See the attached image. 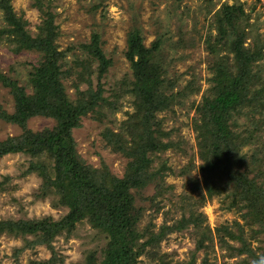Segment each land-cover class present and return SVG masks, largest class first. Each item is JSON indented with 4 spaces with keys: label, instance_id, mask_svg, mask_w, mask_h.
<instances>
[{
    "label": "trees",
    "instance_id": "trees-1",
    "mask_svg": "<svg viewBox=\"0 0 264 264\" xmlns=\"http://www.w3.org/2000/svg\"><path fill=\"white\" fill-rule=\"evenodd\" d=\"M51 2L32 0V6L42 18L31 34L26 20L13 11L10 0H0L4 23L0 27V40L12 45L14 52L32 49L38 54L28 72L29 90L0 72V85L7 88L12 97V111L8 113L0 108V119L21 128L19 134L0 140V158L7 154L27 155L28 164L21 175L34 172L39 177L35 197L49 198L52 208L67 210L57 219L50 215L2 219L0 235L22 239L23 246L15 248V252L44 245L50 249L51 256L41 263L55 264L50 246L53 237L64 234L67 238L75 224L84 219L102 235L104 243L99 250H88L80 262L70 264H141L140 255L148 259L142 264H208V254L213 253L214 260L217 257L215 247L221 259H233L229 264H264V75L261 76V69L254 71L258 67L254 63L264 59V49L244 45L245 33L243 28L239 29L238 22L241 18L246 22L249 17L242 2L222 3L212 15L214 34L207 33L203 39L214 62L209 67L203 94L189 105L197 114L191 124L203 162L198 167L202 179L200 182L193 178L186 180L188 186L177 196L178 207L174 206L179 209L177 216L172 217L170 224L164 219L156 230L150 228L151 225L138 226L142 208L135 206L133 192L153 183L150 198L153 200L173 188L171 184L162 183V171H171L169 166L159 161L157 168L152 167L156 152L174 146L169 139L162 140L169 132L161 128L156 114L172 111L174 105L182 104V98L197 91L198 86L191 79L173 91L174 80L165 77L163 39L156 36L145 46L140 28H130L125 49L130 78L120 82V94L116 95L131 96L133 110L124 124L128 137L123 131L105 129L102 133L105 144L127 162L120 177L110 174L106 167L102 171L91 168L77 155L71 131L79 126L80 117L87 112L98 113L99 102H105L99 84L95 89L89 87L90 66L95 64L99 80L110 65V59L101 50L99 34L93 31L88 42L79 44L85 52L80 65L85 68L86 77L74 72L77 62L71 66L64 60L71 47L60 50L56 44L59 33L53 24L55 13ZM252 9L253 6L250 11ZM220 52L229 58L221 56ZM69 70L88 84L87 89L79 91L77 82L73 81L74 99L66 94L61 81ZM108 105L116 108L113 103ZM243 110L250 117L258 115L259 119H252L251 129L241 134L232 130L235 125L232 119ZM33 116L48 117L54 123L32 131L26 128L25 122ZM250 138L258 141L259 148L246 156L240 148ZM213 197L220 202V208L237 215L242 224L233 218L232 224L222 223L211 229L198 209ZM157 203L160 202L155 203V211L160 208ZM172 232L187 233L193 243L182 259H173L175 251L160 250V242ZM253 241L255 247L251 246ZM198 251H202L203 256L196 263Z\"/></svg>",
    "mask_w": 264,
    "mask_h": 264
},
{
    "label": "rangeland",
    "instance_id": "rangeland-1",
    "mask_svg": "<svg viewBox=\"0 0 264 264\" xmlns=\"http://www.w3.org/2000/svg\"><path fill=\"white\" fill-rule=\"evenodd\" d=\"M32 0H10L13 11L22 15L26 20V28L31 34L36 31V25L40 23L41 13L32 6ZM242 2V3H241ZM222 3L242 4V8L248 21L244 18L238 22L239 29L245 33V46L263 47L264 49V3L256 0H52L50 7L55 13L53 24L57 27L59 35L56 44L60 50L71 47L66 52L64 60L67 65L74 66V72L85 75L83 63L85 52L79 44L88 42L90 34L94 31L100 36V46L105 57L110 59V65L105 73L96 79L95 64H91L89 75V87L95 89L100 85L105 102L96 107L98 113L87 112L80 117L79 126L71 131L75 142V150L84 164L91 168L102 171L106 167L110 174L120 177L124 171L126 158L112 151L105 144L102 133L105 129L113 132L123 131L124 124L129 120L133 110L131 96L120 94V82L128 77L130 70L125 58L126 34L132 27L140 28L143 43L149 46L150 42L160 36L163 39L162 57L166 64L167 80H174L173 91L184 86L191 80L198 90L190 93L187 98H182V104L172 107V111L158 112L156 115L161 120L162 129L169 132V139L174 142L173 147H168L162 152H156L152 167L157 168L159 161H163L170 170L162 171V183L171 184L170 192L162 196L156 195L153 200L154 184H148L139 191H134L135 206L141 207L142 212L138 226L151 225L156 230L166 219L170 224L179 212L177 196L183 192L184 186H188L186 180L198 179L202 175L199 165L202 160L196 144L195 132L192 127V118L197 114L191 102H197L207 87V78L210 75L209 67L214 58L205 48L203 39L207 33L214 34L211 20L213 13L220 8ZM251 6L253 9L250 11ZM0 12V27L3 25ZM13 47L5 40H0V72L15 80L19 85L27 86L28 72L38 58L37 52L30 49L13 51ZM221 56L229 58L226 53L220 52ZM226 58V59H227ZM264 59L257 60L254 65L258 66L254 71L261 69L264 75ZM64 91L70 99L76 96L73 81L77 82L79 91L88 88V84L72 71H68L61 77ZM115 92L114 95L111 92ZM108 103H113L112 108ZM0 108L8 113L12 111V97L7 88L0 85ZM98 114V115H97ZM258 121L259 116H248L243 110L233 116L236 133L251 129V120ZM54 121L43 116H33L25 122L26 128L35 131L44 127H50ZM21 132L18 125L7 123L0 119V140L7 136L17 135ZM243 143L240 148L242 153L249 156L257 152L259 143L255 138ZM28 164V156L23 154H7L0 158V220L18 218H37L50 215L53 219L61 217L66 212L65 207L52 208L49 198L38 199L35 193L38 190L40 179L34 173L21 175ZM192 164V166H191ZM182 170L184 173L182 174ZM188 172V173H187ZM160 208L155 211V203ZM177 206V207H174ZM158 207V206H157ZM198 210L206 217V222L211 229L222 223L232 224L235 218L240 224L242 220L230 211L220 208V202L216 197L207 200ZM168 217V218H167ZM173 217V218H172ZM190 229V228H189ZM30 238V236H28ZM104 243L102 235L90 227L86 220L77 222L67 238L64 234L55 235L50 243L53 249L55 264H70L80 262L84 254L94 248L99 250ZM193 243L188 234L169 233L160 244L162 252L175 251L173 259L186 257L187 249L192 248ZM253 241L251 246L255 247ZM23 246L19 237L7 234L0 235V264H42L51 256V251L44 245H34L31 248H23L15 252V248ZM215 255L208 254V264H229L233 259H221L215 247ZM203 256L202 251L195 255V262L199 263ZM140 262L146 263L148 259L144 255L139 256Z\"/></svg>",
    "mask_w": 264,
    "mask_h": 264
},
{
    "label": "crops",
    "instance_id": "crops-1",
    "mask_svg": "<svg viewBox=\"0 0 264 264\" xmlns=\"http://www.w3.org/2000/svg\"><path fill=\"white\" fill-rule=\"evenodd\" d=\"M262 1V3H264V0H261Z\"/></svg>",
    "mask_w": 264,
    "mask_h": 264
}]
</instances>
